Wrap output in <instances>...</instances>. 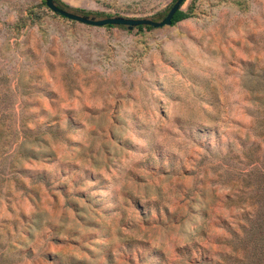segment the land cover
Masks as SVG:
<instances>
[{
  "label": "rangeland",
  "instance_id": "rangeland-1",
  "mask_svg": "<svg viewBox=\"0 0 264 264\" xmlns=\"http://www.w3.org/2000/svg\"><path fill=\"white\" fill-rule=\"evenodd\" d=\"M190 2L0 0V264H264V0Z\"/></svg>",
  "mask_w": 264,
  "mask_h": 264
},
{
  "label": "water",
  "instance_id": "water-1",
  "mask_svg": "<svg viewBox=\"0 0 264 264\" xmlns=\"http://www.w3.org/2000/svg\"><path fill=\"white\" fill-rule=\"evenodd\" d=\"M43 1L47 8L69 19L91 25H105V24L124 25L127 29L133 28L139 24H147L151 26L170 25L172 14L176 9L180 8L181 3L183 2V0H173L169 5L168 9L166 10V12L164 13V15L159 20H155L146 16L133 17V16H124L120 14L106 15L99 17L95 15H88L85 13H78L72 10L65 9L59 6L58 4H56L53 0H43Z\"/></svg>",
  "mask_w": 264,
  "mask_h": 264
},
{
  "label": "trees",
  "instance_id": "trees-1",
  "mask_svg": "<svg viewBox=\"0 0 264 264\" xmlns=\"http://www.w3.org/2000/svg\"><path fill=\"white\" fill-rule=\"evenodd\" d=\"M56 4H58L59 6L65 8V9H68V10H72L74 12H79V13H83V12H80L79 9H76V8H72L70 7L67 3H65L64 1L62 0H53ZM173 1V0H172ZM41 3L44 5V1L41 0ZM169 7V6H168ZM168 9V8H167ZM30 18H35V17H40V15H38V13H34V11H31L30 12ZM58 14V13H57ZM192 14V5H191V2L183 9L179 8V9H176L174 11V13L172 14L171 16V20H170V24H173L174 22H176L177 20L179 19H182L184 17H187L189 15ZM106 15H110V14H106ZM62 16V15H61ZM101 17V16H100ZM107 26H111L113 24H105ZM119 26H122V25H119ZM149 27L150 25H147V24H139V25H136L137 28H141V27Z\"/></svg>",
  "mask_w": 264,
  "mask_h": 264
}]
</instances>
